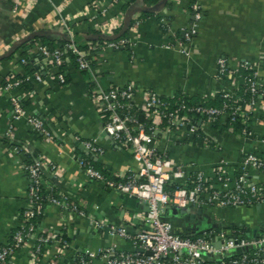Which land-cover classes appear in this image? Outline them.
<instances>
[{"label": "crops", "instance_id": "1", "mask_svg": "<svg viewBox=\"0 0 264 264\" xmlns=\"http://www.w3.org/2000/svg\"><path fill=\"white\" fill-rule=\"evenodd\" d=\"M16 1V9L12 0L0 2V247L8 242L19 226L20 214L28 205L30 180L24 167L28 160L27 152L43 155L49 162L59 165L57 173H53L49 164H45L47 183L60 192H71L86 204L88 213L95 210L103 221L115 222L136 231L147 210V206L137 198L122 195L90 180L74 157L90 156L100 168L116 177L139 166L129 150L119 146L104 132V117L90 96L91 74L70 63L65 84H59L53 78L48 83L32 78L27 81V87L23 83L15 92L7 91L4 88L6 76L14 72L25 73L19 52L12 56L16 44L32 38L37 32L48 37L60 36L65 33L66 24L72 28L76 40L80 38L85 42L94 36L95 31L104 34L101 31L106 29V35H109L112 27L119 26L116 30H123L127 15L131 14L133 26L128 27L131 31L129 46L121 49L106 47L101 54L102 63L95 65L94 71L103 88L134 82L139 89L138 98L142 97L145 89H154L163 97L183 94L192 99L212 101L220 92L235 89L242 81L217 76V61L221 57L228 58L232 64L238 60L249 61L264 84V0H199L203 18L197 34L188 45L189 57L180 53L178 48H166L165 45L173 43L177 36L181 37L182 28L190 25L192 13L189 5L193 0H165L160 6L156 4L162 0H121L107 6V9L102 5L94 6L97 0ZM164 22L168 28L162 27ZM29 56L37 69V47L32 48ZM13 93L22 99L28 112L50 121L60 139L46 138L33 132L24 118L12 119ZM221 124L204 127L219 145L216 149L200 143H185L179 135L164 139L160 147L168 152L174 163L187 162L189 171L203 169L212 180L213 168L222 160L237 165L248 153L264 155L262 100L256 102L250 113L251 134L235 131L225 122ZM10 125L14 126V137L7 134ZM93 139H97L103 154L91 155L84 148L82 141ZM14 143L22 145L25 152L14 150ZM249 173L264 187V169L250 168ZM179 213L172 206L165 212V217L178 216L174 222L176 231L199 233L214 226H239L247 234L254 235L264 228V204L205 206L192 208L185 215ZM40 223L58 233L66 225V220L59 208L48 203ZM68 231L74 249L69 257L54 260L56 250L48 245L45 251L49 253L36 260L31 253L33 246L28 245L12 255L8 264H54V261L68 264L69 259H74L77 251L85 245L97 249L112 240L106 230L89 227L83 217H76L75 222L68 225ZM115 239L123 248L133 249L126 240Z\"/></svg>", "mask_w": 264, "mask_h": 264}, {"label": "built area", "instance_id": "2", "mask_svg": "<svg viewBox=\"0 0 264 264\" xmlns=\"http://www.w3.org/2000/svg\"><path fill=\"white\" fill-rule=\"evenodd\" d=\"M2 0H0L1 2ZM121 0H97L94 6L102 5L103 9ZM14 8L17 1L12 0ZM192 21L189 26L182 28V36H177L173 43L166 44V48H178L179 52L190 56L188 45L192 43L198 32L203 18V8L199 0H193L189 5ZM119 27V26H118ZM117 27V28H118ZM162 27L168 28L166 22ZM112 27L109 35L115 34L117 28ZM108 34V30L101 31ZM65 33L70 41L63 48L50 49L42 43L36 42L39 60L35 62L37 70L26 75L16 72L5 78V89L13 91L25 81L34 78L38 82L57 83L67 82L65 68L69 54L76 56L77 68L91 74V99L97 105L104 117L103 130L119 146L129 150L138 161L139 166L127 171L119 177H109L96 167L90 156H77L76 160L82 172L92 181H97L106 188L117 191L122 195L135 197L147 206L141 217L138 230H129L127 226L111 221L99 219L96 211L88 213L86 204L76 199L71 192L59 191L49 185L45 178V164L51 171L57 173L59 165L49 162L40 154L27 152L28 160L24 167L30 180L29 201L27 207L20 214L19 226L12 233L7 243L0 247V264H8L12 255L23 247L32 245L31 253L36 260H40L47 253L45 248L52 245L55 248L56 259L69 257L72 248L71 240L66 239L60 232L42 226L37 217L44 215L48 203L55 205L63 213L68 231V225L74 223L76 217L86 218L89 227L100 231L106 230L112 239L108 245L93 249L85 245L77 251L74 259L68 264H262L264 263V228L254 235H249L241 227H210L199 233L185 230L176 231L174 222L178 216L165 217L169 206L177 209L180 215H185L192 208L212 207H240L264 204V187L256 182L249 173V169H264V155L257 153L246 154L240 163L230 165L222 160L213 168V180L203 169L189 171L187 162L174 163L168 152L160 147L164 139L175 135L185 143L199 144L212 149L218 148L212 136L204 129L223 119L230 120L234 129L235 122L241 119L245 126L243 134H251L249 128L250 113L258 100L264 102V84L258 79V72L247 60L231 63L228 58L221 57L217 61V76L229 77L240 84L235 89L220 92L223 104L219 107L206 103L190 106L186 95L179 97L177 105L164 99L154 89H145L142 97L138 98V87L134 82L124 86L103 88L95 73V65L102 62V52L106 47L121 49L129 46V39L107 41L88 48H81L77 43L70 25L65 26ZM34 47H28V54ZM20 64L29 63L28 58L21 57ZM104 61V60H103ZM21 77H20V76ZM24 75H26L24 77ZM48 77V78H46ZM241 85L245 86L244 94ZM244 88V87H243ZM205 116L203 120H195L193 115ZM11 117L14 120L26 119L31 130L46 138L60 139L46 118L30 113L22 99L11 96ZM14 137V126L10 125L7 132ZM82 144L92 155L104 153L98 145L97 139L83 140ZM13 149L25 152L22 145L14 143ZM27 151V150H26ZM191 164V163H190ZM47 193V203L41 196ZM98 209V206H95ZM184 212V213H183ZM178 214V215H179ZM179 215V216H180ZM126 240L133 247L132 250L121 246L115 238ZM139 248L151 251L147 254ZM76 250V249H75ZM238 255L233 256V253ZM232 253V254H231ZM58 261H54L57 264Z\"/></svg>", "mask_w": 264, "mask_h": 264}, {"label": "trees", "instance_id": "3", "mask_svg": "<svg viewBox=\"0 0 264 264\" xmlns=\"http://www.w3.org/2000/svg\"><path fill=\"white\" fill-rule=\"evenodd\" d=\"M153 1L157 2L158 0H153ZM129 26H133V22H131ZM95 32L96 33L94 34V36L89 37L85 42H84V40H82L80 38H78L76 40L81 48H88V47H90L92 45H95V44H104L105 42L111 41V40H117V39H122V38L129 39V35H130L131 31H130L129 28H127L126 30H123V31L121 29H119V31L115 30V34H114L115 37H114V35L110 36V35H106V34H101L98 31H95ZM69 41H70V39H69L68 34L64 33V32L60 36H56V37H48L42 32H37V33H34L32 38H30V39H28L26 41H23L21 43L16 44L15 48H14L15 51L12 54V56H14L16 52H19V57L20 58L21 57L28 58L29 63L26 64V65H23L24 66V72H25L26 75L33 74L37 69H36V67L33 64V60L31 59V57L28 54V51H27L28 47H35L36 42H38V43H42L43 45L48 46L50 49L63 48V47H65V45ZM70 63H71V65L77 66L76 56L74 54H72V53L69 54L68 61L66 62V65H65L66 70L68 69ZM26 75H24V77ZM67 78H68V71H67ZM24 83H26L25 87H27L28 86L27 85L28 82L25 81ZM240 87H241L240 91L242 92L243 89H245V86L241 85ZM243 96H244V98L246 100L249 99V97H250L249 94H244V91H243ZM179 97H182V94H177L173 98L172 97H163V98L167 99L168 101H170L172 103V106H175L179 102ZM214 100H215V102H214ZM214 100H212V101L208 100L207 101V100H202V99H192V98L186 97L185 101L190 106L201 104V103H206V104L211 105V106L219 107V106H221L223 104V98L220 95L217 98H215ZM193 117H194L195 120H197V119H199V120L205 119V116L200 115V114H194ZM222 122H225L228 126H230V120L229 119H223L222 121L216 122L215 123L216 125L215 124L214 125L215 126H220V125H222L221 124ZM244 126H245V124L243 123V121L241 119H238L235 122V127H234L235 129L234 130L235 131L237 130V131L241 132V130L243 129ZM198 142L200 144L202 143V141H198ZM29 157L30 156H28V158ZM94 163H95V165H97L96 162H94ZM96 167H98L107 176L112 177V175L109 174V172L107 170H105V169L103 170L98 165ZM41 199H42L44 204L47 203V193L46 192H44V194L41 196ZM42 217H43V215L40 216V217H37V221H39V223H40ZM234 227L236 228L237 226H234ZM217 229L219 230L220 228L218 227ZM241 229H243L245 231L244 228H241ZM66 230L67 229L62 228L61 229V234L63 235L64 238L70 240L71 237H69V234L67 233ZM236 255H238V252L233 253V256H236Z\"/></svg>", "mask_w": 264, "mask_h": 264}, {"label": "water", "instance_id": "4", "mask_svg": "<svg viewBox=\"0 0 264 264\" xmlns=\"http://www.w3.org/2000/svg\"><path fill=\"white\" fill-rule=\"evenodd\" d=\"M164 2H165V0H162V1L158 2L156 5H157V6H160V5H162ZM156 5L153 6V7H156ZM130 23H131V14H128V15H127V20H126L125 25H124V27H123V30H125L126 28H128V26L130 25ZM123 30H122V31H123ZM114 37H115V35H114ZM81 147H83V146H81ZM84 148H85V147H84ZM199 212H200V211H199ZM139 250H140V251H143V252H145V253H147V254H151V253H152L151 251L144 250L143 248H139Z\"/></svg>", "mask_w": 264, "mask_h": 264}]
</instances>
